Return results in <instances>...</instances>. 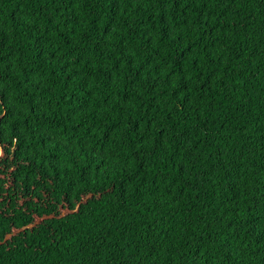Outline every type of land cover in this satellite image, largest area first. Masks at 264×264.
Listing matches in <instances>:
<instances>
[{"label":"trees","instance_id":"obj_1","mask_svg":"<svg viewBox=\"0 0 264 264\" xmlns=\"http://www.w3.org/2000/svg\"><path fill=\"white\" fill-rule=\"evenodd\" d=\"M0 264H264V0H0Z\"/></svg>","mask_w":264,"mask_h":264}]
</instances>
